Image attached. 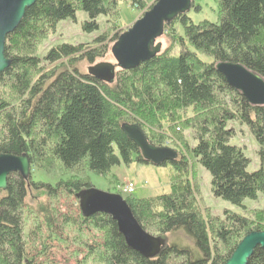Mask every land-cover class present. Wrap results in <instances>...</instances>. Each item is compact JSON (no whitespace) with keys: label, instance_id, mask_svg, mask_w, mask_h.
<instances>
[{"label":"trees","instance_id":"obj_1","mask_svg":"<svg viewBox=\"0 0 264 264\" xmlns=\"http://www.w3.org/2000/svg\"><path fill=\"white\" fill-rule=\"evenodd\" d=\"M153 1L37 0L26 11L5 42L10 66L0 78V155L25 154L31 168L56 162L67 172L83 169L105 177L115 167L148 165L123 125L136 126L152 148L179 142L172 148L176 160L168 163L170 192L124 198L141 228L163 240L159 255L146 259L130 250L104 214L87 219L79 214L77 231L86 227L95 232L92 246L81 245L97 264H225L246 235L264 231L262 216L256 221L226 211L221 217L202 216L189 175L197 164L210 175L211 195L242 210L245 200L256 202L264 194V106H250L215 70L218 62L240 64L264 81V0H216L219 19L214 24L177 17L165 25L168 50L136 69L117 71L110 84L81 74L76 66L105 58L117 35L36 54L39 42L60 22L75 21L77 11L88 17L83 33L92 35L101 29L97 18L103 17L112 32ZM235 126L245 127L257 147L254 172L247 171V147L230 143ZM29 188L43 191L51 201L58 192L75 197L92 186L80 174L55 188L10 175L7 191H0V264H39L33 253L39 247L37 255L43 257L48 247L40 239L55 234L52 211L41 221L26 209ZM63 218V224L75 226V220ZM248 264H264V249H256Z\"/></svg>","mask_w":264,"mask_h":264},{"label":"rangeland","instance_id":"obj_2","mask_svg":"<svg viewBox=\"0 0 264 264\" xmlns=\"http://www.w3.org/2000/svg\"><path fill=\"white\" fill-rule=\"evenodd\" d=\"M193 2L194 6L192 10H190L185 16L190 18L194 24H198L203 21H208L213 24L218 22L219 18L216 0H193ZM152 4H154V1L148 4L147 9L152 6ZM195 6H199L200 9H196ZM147 9L131 13V15H133V21L130 22L124 20L120 22L116 25L112 32H109V30L105 27L104 18L99 17L97 18V23L100 25L101 29L98 33L92 35H86L83 33L82 25L88 21V17L84 12L77 11L75 21L68 20L60 22L54 31L49 32L47 37L39 42L36 54L39 57H42L52 47L62 44L77 45L79 43H87L90 45L93 39L104 34L106 36H110L109 39L116 35L120 36L127 31L132 24L147 11ZM121 16L125 19L128 16L124 9L122 10ZM176 29L178 33L181 34L180 28L176 27ZM157 42L162 45L161 52L166 49L168 50L171 44L169 38L166 36V33L158 39ZM113 43L114 41L109 45V52L106 57L97 60L94 64L101 62L115 63L110 53ZM176 52L177 49L175 48L172 53L174 54ZM91 65L86 62H81L77 64L76 68L81 74L87 75V68ZM235 131L236 136L230 143L232 145L247 147L246 155L251 161L247 171L250 173L254 172L258 168V161L255 154L257 147L254 145V142L245 127L235 126ZM183 136L185 137L184 139L190 143L191 140L189 131H183ZM171 138H173V136ZM172 142L166 141L165 146L175 150L181 146L179 142ZM191 166L192 171L189 175V179L193 184L195 202L202 216L210 214L212 216L221 217L224 211L244 215L254 221H256L258 217L262 216V226L264 227V194H261L256 202L245 200L243 203L245 209L242 210L240 207L233 206L221 199L214 198L210 192L209 173L197 164L193 163ZM79 174L83 175L93 189L105 193L116 194L121 196L123 199L127 196L120 193V190L123 188L122 186L133 184L135 191L129 198L141 200L170 192V176L172 174V167L169 164L154 167L151 165L132 163L128 167H115L111 170L109 175L104 177L95 175L86 170H84L83 173V169L80 171L67 172L64 171L56 162H53L49 165V168H46L45 166L44 169H39L37 166L32 167L29 182L42 183L55 188L57 182L73 178V176H78ZM25 204L27 206L26 209L31 210V212L34 213L32 216L36 217L38 220L43 221L47 216V211H52L55 215V219L57 220L54 227L55 234L51 236V240L53 241L49 239L46 240L49 236L46 233H44L43 237L40 239L41 244L45 241V244L48 246L44 256L41 257L37 255L42 251L39 247H37V251L33 253L36 257V263L97 264L93 258L87 256V247L85 248L81 245L82 242L83 244L85 242L87 245L92 246V236H94L95 232L88 231L86 227H83L80 232L77 231L76 224H78L80 210L78 202L74 196L58 192L56 199L50 201L43 191L29 188ZM258 212L262 214L258 215ZM65 216L70 220H75V226L63 224V217ZM28 223H31V219Z\"/></svg>","mask_w":264,"mask_h":264},{"label":"water","instance_id":"obj_3","mask_svg":"<svg viewBox=\"0 0 264 264\" xmlns=\"http://www.w3.org/2000/svg\"><path fill=\"white\" fill-rule=\"evenodd\" d=\"M37 0H0V78L9 68L5 57L6 37L19 27L25 13ZM194 5L193 0H157L132 26L121 34L110 49L114 64L101 62L87 68V75L101 83L113 82L117 71L136 69L161 53L157 42L165 34V25L179 16H185ZM215 70L226 84L238 92L253 107L264 106V81L240 64L218 62ZM124 134L139 149L143 161L160 167L176 160L170 148H152L136 126L123 125ZM16 174L23 181L31 177V162L27 155H0V191L6 192L8 178ZM81 215L90 218L96 214L109 216L117 226L126 246L146 259L156 258L163 240L146 233L135 219L126 201L119 195L90 188L75 195ZM264 249V232L246 235L236 246L225 264H248L256 249Z\"/></svg>","mask_w":264,"mask_h":264},{"label":"built area","instance_id":"obj_4","mask_svg":"<svg viewBox=\"0 0 264 264\" xmlns=\"http://www.w3.org/2000/svg\"><path fill=\"white\" fill-rule=\"evenodd\" d=\"M122 190H120V193L125 195V196H131L134 191H135V188L133 186V184H128L126 186H122Z\"/></svg>","mask_w":264,"mask_h":264},{"label":"flooded vegetation","instance_id":"obj_5","mask_svg":"<svg viewBox=\"0 0 264 264\" xmlns=\"http://www.w3.org/2000/svg\"><path fill=\"white\" fill-rule=\"evenodd\" d=\"M25 183L28 184L29 183V180L28 181H25Z\"/></svg>","mask_w":264,"mask_h":264}]
</instances>
